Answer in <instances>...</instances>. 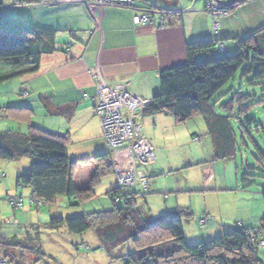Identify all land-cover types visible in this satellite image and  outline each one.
I'll return each instance as SVG.
<instances>
[{
	"label": "trees",
	"instance_id": "1",
	"mask_svg": "<svg viewBox=\"0 0 264 264\" xmlns=\"http://www.w3.org/2000/svg\"><path fill=\"white\" fill-rule=\"evenodd\" d=\"M251 1L254 0H233L222 7L232 14ZM55 34L42 28H27L18 33L0 29V84L36 73L40 56L55 51ZM228 41H232L234 51L227 48L228 55H217L219 44L226 45ZM185 52L184 65L159 72V91L140 112V117L163 115L173 118L176 125H184L200 117L212 139L214 162L231 160L236 157L237 144L230 117L217 115L212 100L243 67V76L250 77L247 83L264 86V26L248 35L225 41L187 43ZM248 97L243 98L246 100ZM44 104L47 110L51 109L49 103ZM60 111L54 109L53 114L60 115ZM67 144V136L32 125L28 126L26 134L0 132V160H29V170L17 177L16 186L30 189V201L37 207L54 206L62 197L67 198L69 207L89 202L95 197L94 185L99 176L107 174L97 173L91 187L76 188L74 173L78 166L89 161L104 165L108 155L72 159L67 153ZM258 153L256 165L247 170L264 179V154L260 150ZM109 167L107 164L103 168ZM255 177L246 172L240 181V189L247 190L252 186L250 179ZM149 190L139 197L135 189L124 194L115 188L107 194L112 203L109 210L83 212L68 218L51 216L45 227L49 231L65 228L68 234L78 236L93 231L108 256L131 243L134 252L126 256H111L123 264H262L258 259L259 248L250 239L258 230H262L263 236V228L234 229L212 240L191 245L185 239L181 210L178 215L153 220L145 208L138 207V202L149 194ZM116 198H119L118 202ZM1 225L9 223L0 222ZM34 228L32 226V230ZM199 228L203 229L201 223ZM80 248L85 247L81 245ZM85 250L89 249L86 247ZM26 254L33 256L36 263L46 257L39 237L29 233L24 240L6 237L0 228V260L17 264V260H22Z\"/></svg>",
	"mask_w": 264,
	"mask_h": 264
},
{
	"label": "rangeland",
	"instance_id": "2",
	"mask_svg": "<svg viewBox=\"0 0 264 264\" xmlns=\"http://www.w3.org/2000/svg\"><path fill=\"white\" fill-rule=\"evenodd\" d=\"M230 1L233 0H227L225 4ZM63 4L75 3L56 4L60 6L29 5L17 7L11 12H15L16 15L31 16L62 15L66 14L64 8H59ZM11 5H13L12 2ZM254 7L259 9L257 6ZM234 13H238V15H230L229 18L233 17L239 22L244 17L249 16L245 14L251 12L249 9H241L240 12L237 10ZM37 17L41 19L39 16ZM34 20L35 18L29 19V17H26L25 19L24 17V21H27L28 25L34 24L32 22ZM263 21L258 16L256 25ZM42 22L44 21L42 20ZM35 25L34 27L44 28ZM34 27L27 28L35 30ZM245 27V25H242L243 29ZM229 42L233 44L232 41ZM243 73L244 67L212 100L217 115L230 117L237 144L236 157L231 160L218 162L217 164L211 162V147L208 145V140L204 142L207 131L206 125L200 117L186 122L184 125H176L173 118L163 115L139 118L140 133L143 138H147V141L153 147L156 159L146 169L141 168L148 178L150 192L144 199H140L137 205L143 209L145 208L146 212L154 217H164L173 213L178 215L181 210L182 227L184 234L187 235L186 242L189 244L188 241L191 239L201 237L202 232L208 233L209 230L215 229L221 231L216 236H221L234 229L263 228L264 237V179L261 175L247 170L248 167L256 165L259 158L258 150L264 154V86H251L247 83L250 77H244ZM13 82L8 80L3 84L6 87V93L2 96L3 100H0V132L9 131L26 134L29 125H38L39 128L60 136H64L62 134L69 132L65 136L68 137L67 152L70 157L76 148L84 150L83 148L88 147L82 143L85 140L82 135L86 129L84 125L88 124L89 119L82 124L74 122L69 131L67 129L59 133L53 131V128L44 126V119L46 118L48 121L50 118L42 112V108L38 105H31V110L25 107H17L11 110L12 105H21L24 104L23 102L30 103V99L34 103H38V97L28 99V95L23 92L14 91V88L11 90ZM244 96L249 97L244 100ZM155 117L163 119L164 126L156 127V122L153 120ZM94 119L93 122L96 124L93 126L89 123V126L92 127V131H95L93 136L101 140L100 121ZM167 123L171 124L167 125ZM58 128L61 129V126ZM195 137H199L200 142L193 141ZM83 159L90 158L80 157L76 160ZM0 163L5 166L0 169V176H3L2 180L0 179V222L2 220V223L6 221L9 223V225H3L2 232L4 235L6 234V237H11V225L15 227V222H17L20 229V239L24 240L28 233L32 236H38L41 249L46 255L42 261L36 263L33 256L26 254L22 260H17V264H123L117 258L118 255L126 256L129 252L135 251L133 245L128 243L111 255L113 257L117 256L116 259H111V256L107 255L99 243L95 244L93 242L96 240V236L92 232H87L84 237L90 236V238L81 242L78 239L82 236L68 234L65 228L58 231H49L45 227L51 216L68 218L83 212H97L112 208L107 192L114 187L116 188L112 173L114 165L103 168L107 166V162L102 165L98 164L99 162L89 161L87 164L78 166L74 176L81 169L96 166V172L93 173L92 180L89 182L90 187L94 184L95 180L93 178L97 173V175L107 173L101 177L99 176V181L94 185L95 197L91 201L69 207L66 202L67 198H59L54 206L37 207L30 201L28 188H17L16 186V172L14 169L18 168V164L2 160H0ZM208 168H213V176H217L211 181H208L204 172ZM246 172L256 175V177L250 179L252 186L247 190H242L240 189V181ZM80 175L84 178L87 177L86 172H82ZM8 198H21V206L18 209L12 208L5 203ZM201 220H205L206 224L203 229L199 228ZM32 226H35L34 230H32ZM7 229L10 230V233H6ZM210 236L211 239L208 240L215 238V236ZM82 240H84L83 237ZM201 242L203 241L195 244ZM23 243L24 245L28 244ZM81 243L89 250L80 248ZM76 244H78L77 247ZM258 259L264 264V249H259ZM3 264H11V262L7 260Z\"/></svg>",
	"mask_w": 264,
	"mask_h": 264
},
{
	"label": "crops",
	"instance_id": "3",
	"mask_svg": "<svg viewBox=\"0 0 264 264\" xmlns=\"http://www.w3.org/2000/svg\"><path fill=\"white\" fill-rule=\"evenodd\" d=\"M207 1L137 0L138 8L153 11L162 10L170 13L164 19V27L161 28L159 27V18L156 15L153 16L152 25L135 26L132 21L134 13L125 9H101L98 7L86 9L78 3L63 4L59 8H64L66 14L42 15V17L41 15H16L15 12H11L15 9L11 8V0H0V6L6 10V15L0 17L1 30L18 33L20 29L33 28L36 24L35 26L39 25L44 27L42 29L56 33L55 51L40 56L37 72L11 80L14 81L11 90L14 88V91L23 92L28 95V99L38 97V103L36 104L30 99V103L23 102L24 104L12 105L11 108L25 107L31 110V105L40 106L42 112L50 118L48 121L46 118L44 119V126L53 128V131L59 133L67 129L69 131L74 122L82 124L89 119L88 124L84 125L86 129L82 135L85 138L82 143L88 147L83 148L84 150L76 148L71 157L67 152L69 157L79 159L80 157L94 158L99 155H108L109 152L103 138L101 137V140L96 139L93 136L95 131H92V127L89 126V123L93 126L96 124L93 122L94 118L98 119L93 114V98L96 96V87L92 73L99 75L109 87H124L136 97L151 101L159 91V72L186 63L185 46L187 43L203 40L225 41L234 37H241L240 35H248L264 26V21L256 25L258 16L264 20V0H254L238 8V12L241 9H249L251 12L245 14L249 16L244 17L239 22L233 17L229 18L230 15H238L234 12V14H229L226 17L213 19L204 12V5ZM215 1L223 5L227 0ZM24 17L25 19L26 17L35 18L32 21L34 24L28 25V22L24 21ZM215 23L218 24L216 32L213 31ZM242 25L246 27L243 29ZM226 43L227 48L231 52L234 51V45L229 41ZM4 83L0 84V100H3L2 96L6 93ZM44 102L49 103L50 110L45 108ZM52 109L61 110L60 115H54ZM139 118L136 123L140 126ZM153 120L156 122V124L154 122L156 127L164 126L163 119L155 117ZM170 124L167 123V125ZM59 126L61 129L58 128ZM68 133L62 135L65 136ZM206 138L204 142L208 140V145L212 150L211 162H214L213 143L208 131H206ZM200 140L199 137L193 139L196 142H200ZM79 152L83 154L77 155L76 153ZM118 157L127 158L125 154H120ZM16 163L18 168L16 167L14 171L17 179L19 175L28 172L29 160L22 159ZM4 167L0 163V169ZM146 167L144 168L146 169ZM96 169L94 165L77 171V175L74 176L76 188L89 187V182L92 180ZM82 172H86V178L80 175ZM204 172L208 181L217 177L213 176V168H208ZM113 189H110L107 194ZM29 192L30 189H28ZM174 215L176 213L164 217ZM151 217L153 220L164 218L163 216ZM15 224L17 228L11 226V237L20 238L19 224L17 222ZM0 228L2 231V225ZM91 232L95 235L93 231ZM6 233H10V230L7 229ZM219 233L221 231L219 232L217 229L209 230L208 233L202 232L201 237H195L188 242L191 245L200 241L204 242L211 239L210 235L216 237ZM184 235L186 238V233ZM84 236L86 234L82 236L84 240L79 237L78 241L84 242L90 238V236ZM97 240L96 237L93 242L100 244ZM77 245L75 246L77 247Z\"/></svg>",
	"mask_w": 264,
	"mask_h": 264
},
{
	"label": "built area",
	"instance_id": "4",
	"mask_svg": "<svg viewBox=\"0 0 264 264\" xmlns=\"http://www.w3.org/2000/svg\"><path fill=\"white\" fill-rule=\"evenodd\" d=\"M11 8L26 7L29 5H56L62 3H78L85 8L98 7L118 8L132 11V21L135 26L152 25L153 16H158L159 27H164V19L170 14L167 11L148 10L137 7V0H11ZM5 11V12H4ZM204 12L213 19L225 17L228 13L222 5L215 0H208L204 5ZM6 15V10L0 6V17ZM218 30V24L213 25V31ZM225 44H219L217 55H228ZM96 87V96L93 98V113L99 119L102 138L109 152L107 163L112 168L116 188L127 194L135 189L139 197L149 190L148 178L141 168L150 165L155 160V154L151 144L142 137L141 127L136 123L140 112L148 105L149 101L136 97L124 87H109L103 79L92 73ZM125 154V158L118 155ZM118 158V160H117ZM116 160V161H115ZM115 161V162H114ZM3 176H0L2 180ZM119 198H116V202ZM5 203L18 209L21 201L8 198ZM204 227L205 220L200 221ZM262 230H258L251 237V242L259 249H264V237ZM4 262L0 260V264Z\"/></svg>",
	"mask_w": 264,
	"mask_h": 264
}]
</instances>
